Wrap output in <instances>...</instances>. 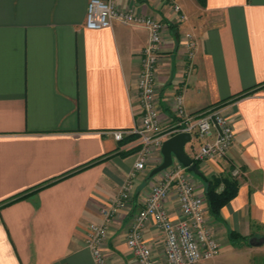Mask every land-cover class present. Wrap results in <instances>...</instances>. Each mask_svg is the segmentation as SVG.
<instances>
[{
    "label": "crops",
    "instance_id": "1",
    "mask_svg": "<svg viewBox=\"0 0 264 264\" xmlns=\"http://www.w3.org/2000/svg\"><path fill=\"white\" fill-rule=\"evenodd\" d=\"M88 1L0 0V264H95L89 226L126 185L129 199L108 222L102 251L109 264H139L126 236L162 174L151 175L162 155L136 171L139 136L111 132L140 126L137 74L149 31L118 21L88 29ZM112 1L165 24L156 66L161 124L175 119L177 95L187 113L225 102L232 121L229 152L199 168L207 178H235L237 192L216 215L207 205L219 251L196 264H264V241L250 243L264 238V0H172L179 12L157 0ZM186 32L197 42L191 61ZM189 142L193 157L199 146ZM164 206L181 217L173 192ZM143 237L155 263L166 264L151 220Z\"/></svg>",
    "mask_w": 264,
    "mask_h": 264
},
{
    "label": "built area",
    "instance_id": "2",
    "mask_svg": "<svg viewBox=\"0 0 264 264\" xmlns=\"http://www.w3.org/2000/svg\"><path fill=\"white\" fill-rule=\"evenodd\" d=\"M158 3H171L172 0H157ZM175 12L180 6L171 3ZM114 21L122 24L142 25L149 31V43L141 52V67L137 74L138 96L141 104V122L138 128L128 131L114 130L112 135L121 140L127 134L139 136V149L134 165L136 171L144 170L155 153H159L162 143L178 133H189L200 142L192 157L200 162L211 158H222L230 150L234 141L231 119L225 113V102L213 104L195 113H187L183 98L173 99L175 119L161 124L157 110L156 66L159 61L165 24L149 14H135L134 7L118 9L112 0H89L85 14V27L100 29L112 26ZM187 58L193 60L197 42L190 32L184 34ZM238 170L233 175H238ZM174 193L181 217L168 216L164 203ZM129 187L123 186L111 203L100 209L102 221L90 224L86 247L92 254L95 264H109L102 251L107 237V224L124 208L129 199ZM207 199L205 191L197 187L194 178L186 168L174 163L162 171L145 200V207L135 217L127 232L126 243L139 264H156L151 248L143 237V224L151 220L164 237V257L166 264H196L208 259L219 251V244L209 227L205 215Z\"/></svg>",
    "mask_w": 264,
    "mask_h": 264
},
{
    "label": "water",
    "instance_id": "3",
    "mask_svg": "<svg viewBox=\"0 0 264 264\" xmlns=\"http://www.w3.org/2000/svg\"><path fill=\"white\" fill-rule=\"evenodd\" d=\"M191 140L189 133H178L163 141L161 146L162 162L156 166L152 171L151 175L156 174L172 165L173 160H177L188 172L193 173L199 177L203 182L207 181V177L204 175L202 170L199 168L193 158L186 152L185 145ZM264 241V238H251L250 243L257 245Z\"/></svg>",
    "mask_w": 264,
    "mask_h": 264
},
{
    "label": "trees",
    "instance_id": "4",
    "mask_svg": "<svg viewBox=\"0 0 264 264\" xmlns=\"http://www.w3.org/2000/svg\"><path fill=\"white\" fill-rule=\"evenodd\" d=\"M197 1L204 4V0ZM195 162L199 166V162ZM191 174L195 176L193 173ZM203 185L209 212L211 215H216L219 208L236 195L238 181L231 177H208Z\"/></svg>",
    "mask_w": 264,
    "mask_h": 264
},
{
    "label": "rangeland",
    "instance_id": "5",
    "mask_svg": "<svg viewBox=\"0 0 264 264\" xmlns=\"http://www.w3.org/2000/svg\"><path fill=\"white\" fill-rule=\"evenodd\" d=\"M199 141L196 138H193L190 142L189 145L192 144L194 148H197L199 146ZM194 178H197L196 176H194ZM199 179V178H197ZM200 180V179H199Z\"/></svg>",
    "mask_w": 264,
    "mask_h": 264
}]
</instances>
